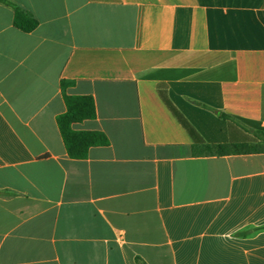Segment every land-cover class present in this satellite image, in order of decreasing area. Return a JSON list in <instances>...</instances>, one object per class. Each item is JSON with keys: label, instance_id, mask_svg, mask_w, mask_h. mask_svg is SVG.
I'll return each mask as SVG.
<instances>
[{"label": "crops", "instance_id": "obj_1", "mask_svg": "<svg viewBox=\"0 0 264 264\" xmlns=\"http://www.w3.org/2000/svg\"><path fill=\"white\" fill-rule=\"evenodd\" d=\"M8 1L37 26L0 4V264H264V0Z\"/></svg>", "mask_w": 264, "mask_h": 264}, {"label": "trees", "instance_id": "obj_2", "mask_svg": "<svg viewBox=\"0 0 264 264\" xmlns=\"http://www.w3.org/2000/svg\"><path fill=\"white\" fill-rule=\"evenodd\" d=\"M0 4L6 5L12 8L14 12V25L18 29L24 32H30L37 26V21L32 17L30 13L23 10L19 6L8 0H0ZM66 83L62 82V86ZM64 101L66 104V112L57 117V124L64 141L66 151L70 158L83 159L86 157L88 149L92 146H104L108 144L106 136L100 132H78L71 128V125L76 122H80L86 119L94 118L95 108L94 101L90 96H65ZM174 114L180 118L177 112L172 108ZM214 112L222 119L226 120L231 126L238 124L239 120L226 113L215 111ZM181 120V119H180ZM256 138H260L264 142L263 132H256ZM210 151L217 155H223L230 150L242 151L244 146H228V145H216L209 146ZM0 194H8L0 192ZM264 229V226L262 227Z\"/></svg>", "mask_w": 264, "mask_h": 264}]
</instances>
